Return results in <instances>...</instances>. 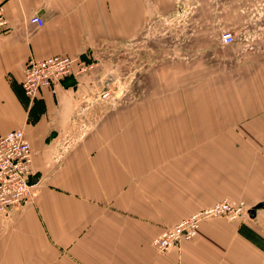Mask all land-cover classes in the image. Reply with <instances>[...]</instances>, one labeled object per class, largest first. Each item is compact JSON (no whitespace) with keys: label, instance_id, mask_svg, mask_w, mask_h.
Instances as JSON below:
<instances>
[{"label":"crops","instance_id":"1","mask_svg":"<svg viewBox=\"0 0 264 264\" xmlns=\"http://www.w3.org/2000/svg\"><path fill=\"white\" fill-rule=\"evenodd\" d=\"M179 1L0 0V136L23 130L40 181L32 200L0 213V264H264V60L226 63L216 49L192 83L176 74L101 116L96 107L77 143L76 107L102 88L101 66L33 99L22 89L28 59L96 64ZM224 198L243 200L250 217L207 218L193 239L153 247L167 227Z\"/></svg>","mask_w":264,"mask_h":264},{"label":"rangeland","instance_id":"2","mask_svg":"<svg viewBox=\"0 0 264 264\" xmlns=\"http://www.w3.org/2000/svg\"><path fill=\"white\" fill-rule=\"evenodd\" d=\"M228 29L234 35L232 45L218 47L222 44L218 41L220 30ZM216 49L225 51L226 63L264 60V0H180L174 14L151 20L137 39L94 60V66L102 68V88L110 91L102 103L104 109L98 105L95 113L101 116L116 108L118 98L157 91L147 88L149 83L176 74L186 75L192 83V70L199 64L210 70ZM93 121L88 125L95 124Z\"/></svg>","mask_w":264,"mask_h":264},{"label":"built area","instance_id":"3","mask_svg":"<svg viewBox=\"0 0 264 264\" xmlns=\"http://www.w3.org/2000/svg\"><path fill=\"white\" fill-rule=\"evenodd\" d=\"M30 22L43 25L40 16L30 18ZM8 21L4 16L2 2H0V33L4 32ZM234 35L230 30L220 32L222 44H231ZM94 68V62L67 55H54L44 59H28L22 68L21 82L24 94L33 99L44 86L60 82L69 75L78 76ZM109 88H101L91 100L77 105L74 122L78 128L87 130L90 125L86 117L103 101L109 98ZM35 151L25 137L22 129L10 130L0 136V213H7L12 207L24 204L34 198L40 181L33 167ZM250 208L243 200L224 198L210 207L198 210L179 222L167 227L161 234L152 240V245L159 253H165L172 247L179 245L183 240L196 237L200 223L217 216H224L229 220L249 218Z\"/></svg>","mask_w":264,"mask_h":264},{"label":"water","instance_id":"4","mask_svg":"<svg viewBox=\"0 0 264 264\" xmlns=\"http://www.w3.org/2000/svg\"><path fill=\"white\" fill-rule=\"evenodd\" d=\"M106 82H108V81H106ZM252 210H253V209H250V210H249V213H250V214H251Z\"/></svg>","mask_w":264,"mask_h":264}]
</instances>
